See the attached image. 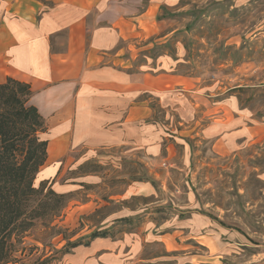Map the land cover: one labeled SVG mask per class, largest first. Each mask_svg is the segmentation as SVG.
Listing matches in <instances>:
<instances>
[{
    "label": "rangeland",
    "instance_id": "374dc122",
    "mask_svg": "<svg viewBox=\"0 0 264 264\" xmlns=\"http://www.w3.org/2000/svg\"><path fill=\"white\" fill-rule=\"evenodd\" d=\"M110 2L143 11L126 55L159 89L126 143L40 168L64 206L6 264H264V0Z\"/></svg>",
    "mask_w": 264,
    "mask_h": 264
},
{
    "label": "crops",
    "instance_id": "0c3cea01",
    "mask_svg": "<svg viewBox=\"0 0 264 264\" xmlns=\"http://www.w3.org/2000/svg\"><path fill=\"white\" fill-rule=\"evenodd\" d=\"M110 7V0H0V83L11 77L30 86L28 104L47 140L40 168L71 147L124 144L148 115L142 94L159 89V77L133 69L126 55L144 13L109 19Z\"/></svg>",
    "mask_w": 264,
    "mask_h": 264
},
{
    "label": "trees",
    "instance_id": "16d2710c",
    "mask_svg": "<svg viewBox=\"0 0 264 264\" xmlns=\"http://www.w3.org/2000/svg\"><path fill=\"white\" fill-rule=\"evenodd\" d=\"M30 94V86L14 78L0 83V264L11 260L13 238L58 212L66 200V194L45 187L46 180L34 186L46 160L47 140L41 136L42 116L28 104ZM106 236V231H95L88 241H75L71 247Z\"/></svg>",
    "mask_w": 264,
    "mask_h": 264
}]
</instances>
